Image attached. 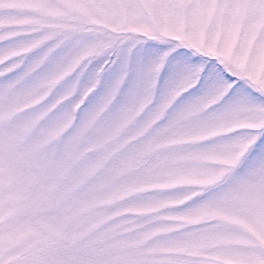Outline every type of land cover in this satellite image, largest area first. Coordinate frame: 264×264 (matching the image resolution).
Segmentation results:
<instances>
[{"label":"snow or ice","instance_id":"1","mask_svg":"<svg viewBox=\"0 0 264 264\" xmlns=\"http://www.w3.org/2000/svg\"><path fill=\"white\" fill-rule=\"evenodd\" d=\"M262 60L264 0H0V264H264Z\"/></svg>","mask_w":264,"mask_h":264},{"label":"rangeland","instance_id":"2","mask_svg":"<svg viewBox=\"0 0 264 264\" xmlns=\"http://www.w3.org/2000/svg\"><path fill=\"white\" fill-rule=\"evenodd\" d=\"M235 42V33H232L227 39H226V44L228 45L229 49ZM261 68H264V60L261 62Z\"/></svg>","mask_w":264,"mask_h":264}]
</instances>
